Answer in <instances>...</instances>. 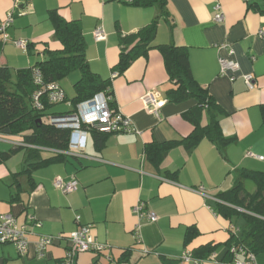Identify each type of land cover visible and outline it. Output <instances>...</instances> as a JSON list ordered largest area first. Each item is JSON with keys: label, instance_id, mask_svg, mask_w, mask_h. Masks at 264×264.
Listing matches in <instances>:
<instances>
[{"label": "crops", "instance_id": "obj_1", "mask_svg": "<svg viewBox=\"0 0 264 264\" xmlns=\"http://www.w3.org/2000/svg\"><path fill=\"white\" fill-rule=\"evenodd\" d=\"M217 6L224 16L220 23L214 21ZM52 10L80 22L89 68L108 82L113 109L129 119L135 132L108 135L100 149L89 132L83 151L67 148L64 158L38 168L32 167L37 159L28 160L18 138L0 133V215L10 214L18 226L29 228L26 253L0 245V264H62L66 240L42 254L34 244L83 226L108 249L78 253L71 264H192L180 260L185 250L204 264L230 261L224 257L234 226L218 214L217 196L234 187L241 170L264 173V36H259L264 31V0H166L163 15L157 6L137 7L130 0H28L18 10L13 0H0V24L12 14L5 42L0 35V67L13 75L43 60L45 51L62 50L48 17ZM157 18L151 49L118 75L113 69L127 49L123 39ZM98 28L105 34L102 41L94 38ZM19 41L30 44V51L15 46ZM167 45L186 49L194 81L214 101L212 109L198 111L197 123L185 118L197 107L196 100L168 101L173 84L157 49ZM221 59L236 62L239 71L221 75ZM247 74L255 79L253 90L244 84L242 75ZM72 76L69 99L61 83ZM80 77L73 71L57 83L67 103ZM149 94L165 101L157 115L143 104ZM67 107L52 110H75L72 104ZM213 118L222 135L233 140L229 145L220 147L204 138L191 150L176 144L156 161L145 154L147 145L181 141ZM3 153L10 155L1 159ZM56 179L76 180L77 188L63 193L54 187ZM243 182L246 191L255 190L251 181ZM139 204L142 217L133 213ZM148 212L156 222L146 218ZM206 245L214 247L209 254L214 261L194 257ZM255 264H264V253L255 255Z\"/></svg>", "mask_w": 264, "mask_h": 264}, {"label": "trees", "instance_id": "obj_2", "mask_svg": "<svg viewBox=\"0 0 264 264\" xmlns=\"http://www.w3.org/2000/svg\"><path fill=\"white\" fill-rule=\"evenodd\" d=\"M131 4L137 7L157 6L161 15L165 10L166 0H130ZM54 28V35L61 44L62 50L58 52L45 51L44 58L38 61L33 67L18 70L12 74L9 68L0 67V133L9 134L19 139L20 146L28 152V160L35 158L37 162L33 168L45 166L51 162L64 158L68 149L70 130L58 129L52 126L48 116L66 115L72 112H53V104L45 101V93L41 97L42 109H34L32 96L35 92L42 91L51 83H59L71 72L78 71L80 79L74 84V97L71 103L76 107L79 103L93 98L96 94L105 93L109 96V107L115 108L112 93L108 90V82L102 81L97 75L91 72L85 57V40L79 21H67L62 18L56 10L48 13ZM158 18L153 20L137 34L123 39L127 49L121 51L119 61L114 67L118 75L123 74L130 64L138 57L146 55L151 49V42L154 39ZM31 45H27L30 51ZM128 47L130 49L128 50ZM165 70L170 82L173 84L168 93V101L182 103L194 99L197 107L185 114V118L197 123L198 111L202 108L212 109L214 101L208 91L198 85L189 67L188 55L185 48L167 45L158 46ZM39 72L42 78V85L35 83L34 73ZM66 100V99H65ZM114 110V109H113ZM264 124V111H263ZM96 140L98 149L104 146V140L110 133H103L96 129H88ZM224 147L233 140L225 138L214 118L206 127H195L191 134L178 142H170L162 145H147L145 154L156 161L157 156L176 144H182L187 150H191L199 144L202 139ZM18 147H15V150ZM42 150L51 154L43 158ZM14 152V151H13ZM10 153L1 154V159L8 157ZM249 180L255 185L253 192L246 191L243 181ZM221 204H217L218 214L230 223L235 219H242L241 227L230 230V238L226 243V254L224 260L232 258L230 247H241L244 251L254 255L264 253V173L241 170L240 177L234 187L227 192L217 196ZM191 233L187 232L186 241ZM214 247L206 245L193 252L195 258L204 259L209 257ZM187 251V250H185ZM184 251V252H185ZM183 252V253H184ZM210 258V257H209ZM208 259V258H207Z\"/></svg>", "mask_w": 264, "mask_h": 264}, {"label": "built area", "instance_id": "obj_3", "mask_svg": "<svg viewBox=\"0 0 264 264\" xmlns=\"http://www.w3.org/2000/svg\"><path fill=\"white\" fill-rule=\"evenodd\" d=\"M27 1L28 0H13V9H20V6ZM223 17V13L217 6L215 8L214 21L220 23L223 21ZM11 23L12 14L8 13L6 18L0 24V35L4 42L7 39L5 31ZM259 36H264L263 30L259 32ZM94 38L96 41H102L105 39V34L101 28L95 30ZM15 46L24 51L27 50V43L24 41L16 42ZM219 63L221 75H226L227 73L233 75L239 71V65L234 61L221 59ZM34 78L37 85H42V78L39 72L34 73ZM242 78L246 88L248 90H253L255 83L254 77L251 74H247L242 75ZM233 79L234 76H232V80ZM44 93L45 101L48 104L58 105L66 102L65 95L58 84L51 83L46 85L42 91L35 92L32 96L34 109H42L41 97ZM142 100L145 109L153 115H157L159 110L165 105V101L157 100L151 94L146 95ZM109 101V96L105 93H99L93 98L79 103L75 107L74 112L66 115L48 116L47 120L52 126H55L58 129L70 130L68 149L72 152L80 153L85 149L88 129H96L100 132L110 134L135 132L129 119L109 107ZM67 104L69 105V103ZM258 159L262 160L261 157ZM54 187L63 193H71L77 188V181L71 180L65 182L61 179H56L54 181ZM141 210L142 205H136L133 208V213L142 217ZM146 218L152 223L157 220L156 216L151 212L147 213ZM28 234L29 228L26 226H18L12 215H0V245H12L15 247L19 255H24L29 246L27 239ZM61 240H66L69 244L62 264H71L73 257L78 253H101L108 249L107 246L100 245L93 240L90 234V227L88 226L80 227L77 231L66 236L59 234L56 236L42 237L36 241L34 247L37 253L42 254L48 247L53 246ZM230 254L232 256L231 260L224 264H255V255L251 252L244 251L241 247H230ZM180 260L182 263H205V261L194 259L188 250L181 255ZM207 261H214V257L210 256Z\"/></svg>", "mask_w": 264, "mask_h": 264}, {"label": "rangeland", "instance_id": "obj_4", "mask_svg": "<svg viewBox=\"0 0 264 264\" xmlns=\"http://www.w3.org/2000/svg\"><path fill=\"white\" fill-rule=\"evenodd\" d=\"M13 77H12V79H14V73H13V75H12ZM76 77V76H75ZM70 80V81H69ZM74 80H75V78H74ZM73 76L72 77H69L68 78V80L66 79V80H64L62 83H61V85H62V87H63V89L65 90V91H67L68 93V98L70 99L71 98V96H72V91H71V89H72V83H73ZM67 102H64V103H61V104H58V105H55L52 109L54 110V111H56V110H68V107H67ZM51 153L49 152V151H46V150H42V152H41V155H42V157L43 158H45V157H48L49 155H50ZM233 224H235L236 226H235V228H237V227H241L242 226V224H243V221H242V219H235L234 220V223Z\"/></svg>", "mask_w": 264, "mask_h": 264}]
</instances>
